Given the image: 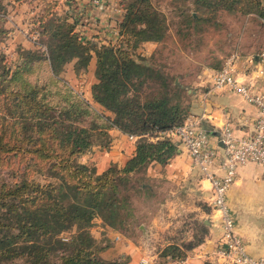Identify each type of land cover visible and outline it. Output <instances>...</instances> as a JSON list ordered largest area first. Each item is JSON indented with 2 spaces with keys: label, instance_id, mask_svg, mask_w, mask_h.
<instances>
[{
  "label": "trees",
  "instance_id": "1",
  "mask_svg": "<svg viewBox=\"0 0 264 264\" xmlns=\"http://www.w3.org/2000/svg\"><path fill=\"white\" fill-rule=\"evenodd\" d=\"M191 1L195 8L252 14L264 22V0ZM55 6V0L44 3L33 20L42 48L17 45L13 66L0 52V168L17 165L16 180L0 181V264H124L100 256L107 244L95 240L89 228L96 217L122 228L132 216L131 195L150 191L145 182L134 178L133 184V175L151 162L165 164L180 144L161 133L186 117L178 100L181 87L129 51L161 40L166 27L146 0H128L117 45H97L83 41L75 20L64 11L55 13ZM188 19L197 20L191 14ZM4 21L0 0V42L7 33ZM90 59L94 82L87 102L58 74L68 63L78 74ZM85 113L91 116L87 126L80 122ZM110 128L135 136L133 153L121 166L110 164L96 173L77 157L92 145L106 148ZM32 172L41 180L30 177ZM194 230L185 243L165 244L156 264L181 260L201 244L207 224L199 222Z\"/></svg>",
  "mask_w": 264,
  "mask_h": 264
},
{
  "label": "rangeland",
  "instance_id": "2",
  "mask_svg": "<svg viewBox=\"0 0 264 264\" xmlns=\"http://www.w3.org/2000/svg\"><path fill=\"white\" fill-rule=\"evenodd\" d=\"M55 1L54 11L59 14L63 8L60 7L62 9L60 10L57 0ZM110 1L113 9L110 16L105 15L103 17L107 19L106 25L103 28L94 25L90 27L92 31L97 29L98 34L94 35L97 45L109 43L115 46L120 40L117 25L124 14V6L128 0ZM146 2L162 14L166 27L164 36L157 42L138 43L129 51L135 57H143L146 63L166 74L168 83L178 84L181 87L178 100L180 105L186 108V114L190 99V92L188 93L187 90L195 88V84L200 80L197 75L202 76V80L208 78L209 69L219 68L230 52L244 53L250 50L251 53H259L264 48V22L252 14H247L252 15L247 16L223 9L195 8L191 0H146ZM98 4L101 2L99 1ZM189 14L197 20L190 21L188 19ZM35 17L36 15H27L19 20V25H23L22 27L12 22L13 26H17V33L21 37L30 40L29 34L37 35L35 32L36 24L33 23ZM85 23L86 25L89 24L88 21ZM121 40L124 41V37ZM30 41L38 48H42L36 37L34 41ZM1 42L4 43V39ZM121 45L124 46V43ZM0 52L5 55L7 65L13 66L18 61L16 44L11 46L0 44ZM70 69V64L65 65L58 76L68 83L79 99L91 102L90 85L94 82L93 74L87 75L85 69L78 74L71 75ZM144 91L151 92L152 89H144ZM153 92L156 90L153 89ZM96 108L107 114L97 105ZM90 118V114H83L81 124L90 125ZM105 135L107 136L106 131ZM96 146L100 147L99 145ZM95 149L97 147H94ZM80 156L77 157V161ZM87 164L92 165V163ZM16 167L17 165H12L8 168H0V181L12 183L16 180V173H13ZM145 168L135 173L132 181L136 179L138 182H145L150 186V191L137 192L131 195L132 216L122 228L116 230L123 237H130L140 247V251L145 249V255L142 257L155 254V262L157 263L159 261L158 251L165 244L172 241L177 243L189 241L195 231V226L199 222L204 223L207 220L206 215L210 214L212 209L209 203L201 195L198 196L194 190L190 191L178 187L162 177H145ZM31 176L41 180L38 172L30 173ZM136 182L134 181L133 184ZM137 226H141L145 230L148 229L145 233L148 234L149 239L141 233L140 230L142 229H138ZM90 229L91 226L89 231ZM68 234L69 232L62 233L60 237L65 238ZM110 242H113V239L103 241L107 246L112 245ZM122 242L126 246V241L123 240ZM192 249L186 251V254ZM106 260H118L127 264V257L116 256ZM6 264H20V262L14 260ZM138 264L142 263L138 262Z\"/></svg>",
  "mask_w": 264,
  "mask_h": 264
},
{
  "label": "crops",
  "instance_id": "3",
  "mask_svg": "<svg viewBox=\"0 0 264 264\" xmlns=\"http://www.w3.org/2000/svg\"><path fill=\"white\" fill-rule=\"evenodd\" d=\"M49 1L3 0L2 13L8 19L3 22L7 33L4 43L0 42V44L2 46L16 44V46L29 49L38 48L30 40L21 37L16 28L23 26L19 25V20L27 15H36L43 7L42 4ZM99 1L101 4L103 3L102 6L94 4L93 0H57L58 8L62 7L63 10L61 8L60 10L67 12L70 18L75 20V29L83 41L92 42L93 40L95 43L94 35L98 32L97 29L92 31L90 27L94 25L103 28L107 20L103 17L111 15L112 2L110 0ZM108 1L110 2L108 3ZM87 21L89 24L86 25ZM12 22L17 23V26H13ZM262 51L259 53H251L250 50L244 53L238 52L234 60L238 75L243 80H250L253 83L254 91L264 89V57L260 58ZM68 64L71 66V63ZM93 67V59H90L86 67L87 75L93 74ZM216 69L218 68L209 69L208 78L203 80L202 76L197 75L200 80L195 84V88L187 90L188 93L190 92V99L186 117L195 118L198 126L208 131L210 142L219 145V131L225 126L231 129V133L235 137L249 134L252 130L256 109L233 91L213 90L211 75ZM70 71L71 75H74L72 69ZM106 133L109 140L106 148L101 149L92 145L90 150L78 159L80 163H92L96 173L101 172L109 163L117 166L122 165L133 153L134 140L128 139L126 133H122L116 128L107 129ZM94 147L97 149L94 150ZM212 171L219 173L215 167H212ZM144 176L147 178L162 177L178 187L194 190L198 196L201 195L209 203L211 196L209 183L201 173L190 165L187 152L182 144H177L176 153L165 164L149 163L144 169ZM226 204L232 217L233 230L240 236L246 253L252 257L262 255L264 252V169L254 164L240 167L234 182L226 193ZM206 217L208 233L204 241L194 247L183 259L170 260L167 264H202L203 261H210L214 264H231L217 253L220 229L215 214L211 211ZM137 228L142 229L141 226H137ZM90 231L95 240L103 242L113 239V242H110L112 245L106 246L100 252V256L104 259L119 256L127 257V264H138L141 260H145L146 264H156L155 254L142 257L145 255V249L140 251V247L130 237H123L116 229L102 224L98 217L92 220ZM140 231L147 238L149 237L145 233L148 229L144 228ZM123 240L126 241V246L123 244Z\"/></svg>",
  "mask_w": 264,
  "mask_h": 264
},
{
  "label": "built area",
  "instance_id": "4",
  "mask_svg": "<svg viewBox=\"0 0 264 264\" xmlns=\"http://www.w3.org/2000/svg\"><path fill=\"white\" fill-rule=\"evenodd\" d=\"M98 2L99 0H93L94 4ZM4 19L8 18L4 16ZM35 37L29 34L30 40L34 41ZM236 57V53H231L222 65L213 71L211 88L216 91H233L255 107L256 115L251 132L235 137L231 129L225 126L219 131L217 145L210 142L208 131L200 128L195 118L187 116L181 124L161 134L170 136L183 145L190 165L209 183V205L220 229L217 253L231 264H264V252L257 257L246 253L240 236L233 230L232 217L226 204V193L240 167L254 164L264 169V89L254 91L250 80L240 78L234 64ZM263 57L264 50L260 54V58ZM126 136L128 139H135L132 134ZM212 167L219 170V173L212 171ZM141 263L145 264V260H141Z\"/></svg>",
  "mask_w": 264,
  "mask_h": 264
},
{
  "label": "water",
  "instance_id": "5",
  "mask_svg": "<svg viewBox=\"0 0 264 264\" xmlns=\"http://www.w3.org/2000/svg\"><path fill=\"white\" fill-rule=\"evenodd\" d=\"M204 223H207V221H204Z\"/></svg>",
  "mask_w": 264,
  "mask_h": 264
}]
</instances>
